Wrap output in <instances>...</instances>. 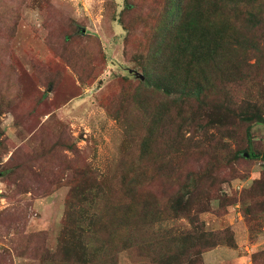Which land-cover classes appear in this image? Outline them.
<instances>
[{
  "label": "rangeland",
  "instance_id": "374dc122",
  "mask_svg": "<svg viewBox=\"0 0 264 264\" xmlns=\"http://www.w3.org/2000/svg\"><path fill=\"white\" fill-rule=\"evenodd\" d=\"M164 5L0 0V264H79L72 250L81 246L95 264H168L159 263L161 245L186 232L217 241L196 264H205V254L206 264H213L207 253L214 250L223 264H255L264 251V161L241 159L214 169L207 149L187 148L175 129L160 127L154 153L143 163L134 160L136 166L159 178L160 194L181 189L191 170L215 180L205 176L188 186V205L178 219L166 210L137 234L117 220L118 205L127 201L118 193L128 171L124 160L135 158L138 141L148 135L138 128L150 123L148 115L121 103L125 90L141 80L135 56L149 32L144 24L153 25ZM258 33L264 49V27ZM261 67L251 70L250 87L234 101H264ZM216 112L207 120L218 121ZM224 121L235 123L230 116ZM192 128L184 139H206L208 148L219 137L230 155L237 150L235 134ZM252 139L264 154V123L253 126ZM107 221L118 224L116 236Z\"/></svg>",
  "mask_w": 264,
  "mask_h": 264
},
{
  "label": "trees",
  "instance_id": "16d2710c",
  "mask_svg": "<svg viewBox=\"0 0 264 264\" xmlns=\"http://www.w3.org/2000/svg\"><path fill=\"white\" fill-rule=\"evenodd\" d=\"M164 1L162 15L153 20V25L144 24L149 32L140 42L141 49L135 56V66L142 78L137 81L136 88L125 90V100L121 103L150 119L149 125L138 128L148 135L138 141L135 158L127 155L124 160L128 171L119 178L118 186V193L127 201L118 205L122 210L116 211L117 220L136 234L163 218L166 210L172 218H180V212L188 205V186L195 185L197 178L205 179L206 176L207 181L215 180L205 172L191 170L181 189L158 193L155 187L159 178L144 173L145 166L137 167L134 160L143 163L154 153L153 142L161 133L154 134L160 127L168 131L175 129L177 137L187 141L189 149L194 148L198 153L207 149L208 163L215 164L214 169L224 162L229 165L241 159L264 161L263 151L254 148L252 139L253 126L264 123V101H234V97L239 99L250 87L251 70L264 65V49L258 38L261 36L258 32L264 27V0ZM123 27L128 31V26ZM252 58L256 59L255 65L249 63ZM211 111H217L218 121L207 120ZM229 116L235 123L224 121ZM195 126L206 135L216 127L226 130L228 137L235 134L239 138L235 140L240 141L237 150L230 155L219 137H214V145L208 148L206 139L196 144L184 139L185 131ZM74 148L69 145V149ZM84 179H81L82 184ZM117 225L107 221L105 228L116 236ZM163 245L166 249L162 248L159 263L196 264L203 253L217 246V241L212 234L202 232L199 236L186 232L180 238L163 242L161 247ZM84 249L81 246L72 250L74 256L79 257L76 261L95 264L97 258L86 260ZM66 253L68 255V251ZM111 261L99 264H115ZM254 262L264 264V251L254 257Z\"/></svg>",
  "mask_w": 264,
  "mask_h": 264
},
{
  "label": "crops",
  "instance_id": "0c3cea01",
  "mask_svg": "<svg viewBox=\"0 0 264 264\" xmlns=\"http://www.w3.org/2000/svg\"><path fill=\"white\" fill-rule=\"evenodd\" d=\"M210 254L207 253V255H209V257H214V263L213 264H223L222 261L223 258L222 256L220 255V251L218 250H214L212 252H209ZM205 264H206V254H205Z\"/></svg>",
  "mask_w": 264,
  "mask_h": 264
},
{
  "label": "water",
  "instance_id": "95a60500",
  "mask_svg": "<svg viewBox=\"0 0 264 264\" xmlns=\"http://www.w3.org/2000/svg\"><path fill=\"white\" fill-rule=\"evenodd\" d=\"M141 78H142V76H141Z\"/></svg>",
  "mask_w": 264,
  "mask_h": 264
}]
</instances>
